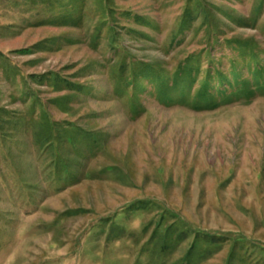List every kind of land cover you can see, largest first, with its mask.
<instances>
[{"label": "rangeland", "instance_id": "374dc122", "mask_svg": "<svg viewBox=\"0 0 264 264\" xmlns=\"http://www.w3.org/2000/svg\"><path fill=\"white\" fill-rule=\"evenodd\" d=\"M0 264H264V0H0Z\"/></svg>", "mask_w": 264, "mask_h": 264}]
</instances>
